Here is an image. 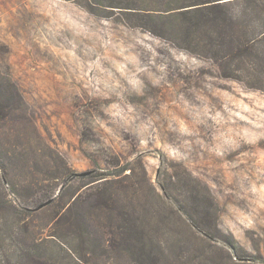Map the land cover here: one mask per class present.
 Here are the masks:
<instances>
[{"label": "rangeland", "instance_id": "rangeland-1", "mask_svg": "<svg viewBox=\"0 0 264 264\" xmlns=\"http://www.w3.org/2000/svg\"><path fill=\"white\" fill-rule=\"evenodd\" d=\"M216 72L210 60L79 0H0V76L26 105L0 123V181L5 174L9 183L0 194L14 205L28 201L27 182L41 173L59 185L65 173L87 172L64 191L76 195L126 167L146 208L169 216L176 200L189 206L184 197L166 200L159 183L178 186L175 171L189 173L217 206L219 231L234 240L210 243L208 254L235 261L240 252L264 264V91ZM56 155L65 166L50 162ZM16 216L0 215V264L14 261L16 233L24 244L34 230L39 241L52 231L46 212ZM172 227L163 228L168 243L185 232ZM183 241L196 255L199 246ZM119 258L97 264H130Z\"/></svg>", "mask_w": 264, "mask_h": 264}, {"label": "trees", "instance_id": "trees-1", "mask_svg": "<svg viewBox=\"0 0 264 264\" xmlns=\"http://www.w3.org/2000/svg\"><path fill=\"white\" fill-rule=\"evenodd\" d=\"M79 1L88 12L112 17L130 28L145 30L194 57L210 60L220 77L240 82L248 89L264 91V0ZM25 108L18 88L8 78L0 76V123L17 112H25ZM58 158L57 155L49 157L51 163L65 166ZM125 171L126 167H120L114 173L102 172L99 178L102 184L84 188L76 195L70 192L65 196L64 191L73 179L87 175L74 177V173H65L57 185L52 181L56 177L48 173L50 178H47L45 172L41 173L39 178L27 182L26 187L34 189L25 190L28 201L21 193L25 200L14 205L0 194V215L14 214L15 210L20 220L23 215L46 212L51 217L52 230L48 238L41 241L35 237L34 230L24 244L16 240L19 237L16 233L12 239L15 259L6 260L5 264H97L113 253H119V259H126L130 264H221L220 257L208 254L209 244L225 240L230 246L234 240L219 231L217 206L208 190L202 191L194 179L188 177L189 173L176 170L174 175L178 182L183 179L181 185L159 183L161 192L166 200L184 197L189 207L176 200L180 207L168 216L146 208L137 175H127ZM144 173L142 170L143 178ZM3 175L2 187L5 181L9 184ZM55 187H59L58 190ZM40 205L43 206L35 210ZM169 224L175 232L185 231L170 235L175 237L172 243H168V236L163 232ZM184 238L199 246L196 255L187 252ZM224 257L223 264H262L240 252L235 253V261L228 255Z\"/></svg>", "mask_w": 264, "mask_h": 264}, {"label": "water", "instance_id": "water-1", "mask_svg": "<svg viewBox=\"0 0 264 264\" xmlns=\"http://www.w3.org/2000/svg\"><path fill=\"white\" fill-rule=\"evenodd\" d=\"M88 173L87 172H83V173H79V174H74V177H84V176H86ZM44 205V204H43ZM43 205H40V206H37L36 208H35V210L36 209H40Z\"/></svg>", "mask_w": 264, "mask_h": 264}]
</instances>
